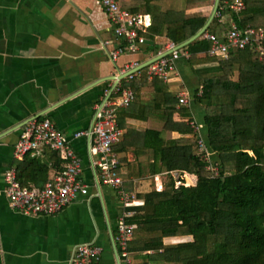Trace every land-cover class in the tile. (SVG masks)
Wrapping results in <instances>:
<instances>
[{
  "label": "crops",
  "instance_id": "0c3cea01",
  "mask_svg": "<svg viewBox=\"0 0 264 264\" xmlns=\"http://www.w3.org/2000/svg\"><path fill=\"white\" fill-rule=\"evenodd\" d=\"M120 1L124 10L148 16L154 22L148 11L152 7L151 0ZM155 5L161 6L163 12H183L186 0H159ZM213 7L192 10L186 15L212 13ZM235 23L231 22V28ZM152 26L139 32L152 44L145 43L135 52L127 49L116 59L115 52L128 48V44L125 38L117 35L107 11L95 0H0V264H72L84 244L103 248L101 264H126L116 239L120 219L126 211H135L129 222L138 225L129 246L133 264H145L143 256L154 254L153 251H140L141 244L133 251L139 224L131 219L145 205L144 195L155 189L163 191L172 180L176 187L195 186L197 177L166 172L135 177L129 176V165H122L119 170L127 181L125 188L136 194L138 200L126 207L119 191L101 180L100 168L91 156L90 139L75 138L79 133L91 131L96 115L106 101L120 98L118 89L132 90L129 84L138 80L146 68L148 76L150 65L134 73L133 79L126 77L130 71L170 52L168 44L172 42L166 37L148 38ZM185 48L176 50L180 56L169 81L158 79L178 98V109L184 105L191 107L194 115L187 118L186 123L196 134L191 122L203 125L205 138L207 114L195 104L196 95L203 93V80L195 72L196 67L189 61L191 54ZM202 53L200 55L205 57ZM171 56L172 52L165 57ZM260 56L264 55L260 53ZM154 79L148 77V86ZM181 93L188 94V104H181ZM157 97H161L159 92L143 89L139 99L136 100L135 95L128 108L118 110L117 124L123 135L116 146L130 131L142 134L155 130L170 140L181 138L178 132L164 130L165 123L158 116L161 108L155 101ZM36 118L49 119L80 154L83 162L81 180L88 188L86 194H78L70 205L53 216L16 211L10 207L5 193L4 175L10 169L17 172L20 183L28 188H43L63 170L60 153L50 149H42L23 159L15 157V145L25 126ZM173 119L185 121L178 112ZM115 153L120 161L123 154ZM126 157L128 162L142 163L148 170L154 161H149L146 156L141 158L142 162L138 161L135 151L128 152ZM192 239L191 235H180L164 240L166 245H177Z\"/></svg>",
  "mask_w": 264,
  "mask_h": 264
},
{
  "label": "trees",
  "instance_id": "16d2710c",
  "mask_svg": "<svg viewBox=\"0 0 264 264\" xmlns=\"http://www.w3.org/2000/svg\"><path fill=\"white\" fill-rule=\"evenodd\" d=\"M157 1H150L148 11L154 22L148 38L166 37L175 45L197 34L211 14L186 13L212 8L215 2L186 0L185 11L163 12L155 5ZM243 1L246 10L238 14L229 6L234 0H221L206 33L222 37L232 21L240 28L264 29V0ZM204 35L185 49L203 80V93L196 95L195 104L207 114L205 144L211 160L201 155L200 137L186 123L194 115L189 105L178 109V98L158 78L148 86L147 68L129 84L136 100L143 89L160 93L155 101L160 104L158 116L165 123L164 130L178 132L181 138L170 140L155 130L142 134L130 131L114 148L123 154L120 166L129 165L128 174L135 177L164 172L197 177L195 186L176 187L172 180L163 191L155 189L144 195L145 205L131 219L139 224L133 251L141 244L140 251L154 252L143 256L145 264H264V56L261 58L260 52L253 49H232L229 59L203 57L200 54L211 46ZM176 112L185 121L175 122ZM130 151L136 152L140 162L143 156L154 160L150 170L142 163L128 162ZM208 166L217 168L219 174L207 170ZM180 235H191L193 239L165 244L166 237Z\"/></svg>",
  "mask_w": 264,
  "mask_h": 264
},
{
  "label": "built area",
  "instance_id": "2783aa9c",
  "mask_svg": "<svg viewBox=\"0 0 264 264\" xmlns=\"http://www.w3.org/2000/svg\"><path fill=\"white\" fill-rule=\"evenodd\" d=\"M96 4L103 7L111 21L116 26L118 36L126 39L128 48H122L115 52L117 59L127 49L135 52L146 43V39L139 34L152 26V20L148 16H138L123 9L120 0H95ZM236 13L246 9L242 0H237L230 5ZM207 40L211 42L204 56H222L229 59L231 50L253 49L264 55V29H256L248 26L240 29L235 23L233 27L222 37L205 33ZM171 57H164L148 67L149 79L160 78L169 81L171 73L175 72V62L179 58L176 45L168 44ZM130 70V69H129ZM133 79L134 74L128 76ZM120 98L111 99L100 107L93 128L88 133H79L75 138L88 137L90 139L91 156L93 162L100 168V178L103 182L116 188L121 200L126 207L138 202L137 195L126 188V179L119 170L120 161L114 151V147L121 140L123 132L119 129L118 110L128 108L135 100V94L130 89H118ZM181 104H188L190 98L187 93L180 94ZM191 126L200 137V152L206 161L211 160L205 138L204 126L194 121ZM42 149H50L58 152L64 162L63 170L50 179L43 188H28L18 180L14 169L8 170L4 175L6 183V196L10 207L24 214L34 216H53L70 205L78 194H86L88 188L81 177L83 174V162L80 154L74 150L68 140L55 128L47 118H36L28 123L15 145L14 154L17 159H23L28 155L36 154ZM209 166L207 170H210ZM217 169V168H216ZM215 172V173H214ZM219 174V170L214 171ZM135 215V211H126L120 219L117 234V243L121 249V255L126 264H133L129 253V246L135 236L137 224L129 222V218ZM103 248L93 244L82 245L76 253L72 264H101L103 261Z\"/></svg>",
  "mask_w": 264,
  "mask_h": 264
},
{
  "label": "water",
  "instance_id": "95a60500",
  "mask_svg": "<svg viewBox=\"0 0 264 264\" xmlns=\"http://www.w3.org/2000/svg\"><path fill=\"white\" fill-rule=\"evenodd\" d=\"M220 3H221V0H215L214 2V7H213V11L211 13V16L209 17L208 21L206 22V24L202 27V29L197 33L195 34L193 37H191L190 39H188L187 41H185L184 43L178 45L176 47V50H180V49H183L185 48L186 46L189 45V43L193 42L194 40H196L197 38H199L201 35L205 34L208 30V28L210 27L211 23L213 22L214 18L217 16L218 14V9H219V6H220ZM147 44H152L153 42L151 41H147L146 42ZM170 52H167V53H164L162 55H158L157 57L147 61L146 63H144L143 65H141L139 68H136L135 70H132L130 71L126 77L148 67L149 65L153 64L154 62L160 60L161 58H164L165 56H167L168 54H170ZM211 158H212V155H211Z\"/></svg>",
  "mask_w": 264,
  "mask_h": 264
},
{
  "label": "rangeland",
  "instance_id": "374dc122",
  "mask_svg": "<svg viewBox=\"0 0 264 264\" xmlns=\"http://www.w3.org/2000/svg\"><path fill=\"white\" fill-rule=\"evenodd\" d=\"M253 154V153H252ZM210 171L211 172H214V171H217V169L216 168H212V169H210ZM215 173V172H214ZM177 242H181V239L179 240V239H177Z\"/></svg>",
  "mask_w": 264,
  "mask_h": 264
}]
</instances>
